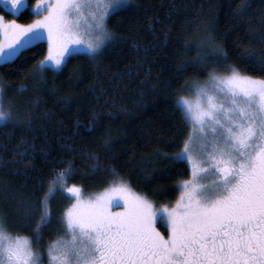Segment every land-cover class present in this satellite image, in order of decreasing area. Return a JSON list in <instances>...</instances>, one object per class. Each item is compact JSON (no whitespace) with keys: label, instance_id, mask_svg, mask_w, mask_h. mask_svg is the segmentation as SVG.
I'll return each instance as SVG.
<instances>
[{"label":"snow or ice","instance_id":"obj_1","mask_svg":"<svg viewBox=\"0 0 264 264\" xmlns=\"http://www.w3.org/2000/svg\"><path fill=\"white\" fill-rule=\"evenodd\" d=\"M0 6L18 14L25 0H0ZM130 7L131 0H36V18L30 23L0 15V63L21 58L46 33V55L26 73L46 83L45 71L62 72L79 54L95 60L119 39L107 21ZM244 7L238 5L237 14ZM206 45L212 48L211 59ZM195 49L187 63L205 68L207 78L203 83L186 78L180 84L181 91L196 95L195 103L183 95L175 99L190 127L177 151L163 153L185 163L195 179L173 182L181 190L171 206L156 208L114 166H102L95 153H89L93 173L107 172L112 178L102 191L84 197L81 185L68 183L79 173L75 160L61 156L64 167L52 170L46 190L13 192L4 202L10 206L0 207V264H42L45 257L47 264H264V54L242 50L259 73L253 75L233 64L218 70L227 53L211 37L195 41ZM9 89L21 93L28 86L0 77V122L31 128L30 110L17 108ZM64 148L72 151L70 144ZM156 171L170 175L167 168ZM143 180L154 194L166 191L147 175ZM57 193L73 202L53 217L51 201ZM54 219L63 235L39 244ZM158 219L166 221L167 235L156 227Z\"/></svg>","mask_w":264,"mask_h":264},{"label":"trees","instance_id":"obj_2","mask_svg":"<svg viewBox=\"0 0 264 264\" xmlns=\"http://www.w3.org/2000/svg\"><path fill=\"white\" fill-rule=\"evenodd\" d=\"M27 6L13 16L0 7L6 18L21 23L33 16ZM132 7L108 19L109 28L119 39L108 44L95 60L85 54L73 56L62 72L43 73L46 83L27 78L26 73L46 55L42 38L21 53L14 62L0 63V77L11 85L25 83L28 90L15 93L16 107L30 110L31 128L0 122V207L13 192L37 194L47 188L53 169L63 168L61 156L75 160L79 173L69 184L95 191L107 186L111 174L96 171L89 153L102 166H114L130 180V187L146 194L155 205L171 204L180 187L173 182L187 179L190 168L163 155L179 149L190 124L177 111L179 86L186 79L206 80L203 67L188 64L196 55L195 41L211 37L227 53L217 65L233 64L253 75L243 49L264 54V0H131ZM244 4L242 13L238 5ZM189 46H185V41ZM209 56L212 48L205 46ZM207 67H213L209 64ZM76 72H73V69ZM38 99L37 103H32ZM95 113V116L93 115ZM91 125V126H90ZM25 141L21 143V140ZM72 145L69 152L64 145ZM18 149H27L21 152ZM167 168L161 176L157 169ZM166 191L154 194L143 177ZM43 182V183H42ZM72 202L60 193L51 201L53 217H59ZM51 231L44 229L39 244L63 235L59 220ZM15 231V226L13 227ZM27 232V230H24ZM39 247V245H37Z\"/></svg>","mask_w":264,"mask_h":264},{"label":"rangeland","instance_id":"obj_3","mask_svg":"<svg viewBox=\"0 0 264 264\" xmlns=\"http://www.w3.org/2000/svg\"><path fill=\"white\" fill-rule=\"evenodd\" d=\"M27 4H28V0H25V7L27 6ZM36 4V0H33L32 2H31V4L29 5V8H30V11H31V13L33 14V16H32V18H31V20H33V19H35L36 18V14H35V12H34V9H33V6ZM2 9H4L2 6H0ZM24 7V8H25ZM23 8V9H24ZM22 9V10H23ZM6 12H8V13H10V14H12L13 16H16V15H18V14H13V13H11V12H9V11H7L6 9H4ZM21 10V11H22ZM87 11V10H86ZM0 15H2L1 13H0ZM5 18V17H4ZM12 19H14V18H10V19H6L5 18V20H12ZM16 20V19H15ZM31 20L29 21V22H26V23H30L31 22ZM18 23H21V22H19V21H17ZM26 23H21V24H26ZM45 40H46V42H47V36H46V33H45V36L43 37ZM205 81V80H204ZM204 81H202L201 83H203ZM184 96H186V97H188L190 100H192L193 101V103H195V100H196V95H195V92H193V91H188ZM194 178L195 179V177H192V170H191V168H190V176H189V178ZM201 180H204V179H211V177L209 176V177H201L200 178ZM99 191H102V189H100V190H95V191H84L83 190V196L84 197H88V196H90V195H93V194H95V193H97V192H99ZM73 202V201H72ZM71 202V203H72ZM70 203V204H71ZM69 204V205H70ZM68 205V206H69ZM162 205H165V204H162ZM169 207L171 206V204H167ZM67 206V207H68ZM154 206L156 207V208H160L161 207V205H155L154 204ZM113 210H115V209H113ZM156 227L157 228H159L160 229V231L164 234V235H167V226H166V221H162V220H157V223H156ZM44 245H47V243L46 244H44ZM42 264H47V257H45V261L44 262H42Z\"/></svg>","mask_w":264,"mask_h":264}]
</instances>
